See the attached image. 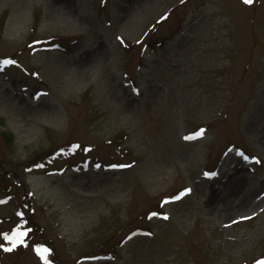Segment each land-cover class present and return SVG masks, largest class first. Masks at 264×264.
I'll use <instances>...</instances> for the list:
<instances>
[{
    "label": "rangeland",
    "instance_id": "374dc122",
    "mask_svg": "<svg viewBox=\"0 0 264 264\" xmlns=\"http://www.w3.org/2000/svg\"><path fill=\"white\" fill-rule=\"evenodd\" d=\"M39 246L264 260V0H0V264Z\"/></svg>",
    "mask_w": 264,
    "mask_h": 264
},
{
    "label": "snow or ice",
    "instance_id": "6c2138e0",
    "mask_svg": "<svg viewBox=\"0 0 264 264\" xmlns=\"http://www.w3.org/2000/svg\"><path fill=\"white\" fill-rule=\"evenodd\" d=\"M244 2L247 3V4H251V3H253V0H244ZM4 63L5 64L14 63V61L5 60ZM202 134H203V132L201 131V135ZM206 175H209V174L206 173ZM186 191H190V189L186 190ZM153 215H156V213H153ZM25 235H26L25 232H19V231L18 232H14L11 235L4 234L5 240L9 241L10 244H11V246L5 248V250L6 251H11L12 249H14L17 246V244L23 243L24 242L23 237ZM36 251L41 255L42 259H44L45 264H51V261L48 259V256H47V254L51 251L50 249H48L46 247H43V246H39V247L36 248ZM257 264H264V260L257 261Z\"/></svg>",
    "mask_w": 264,
    "mask_h": 264
},
{
    "label": "trees",
    "instance_id": "16d2710c",
    "mask_svg": "<svg viewBox=\"0 0 264 264\" xmlns=\"http://www.w3.org/2000/svg\"><path fill=\"white\" fill-rule=\"evenodd\" d=\"M70 45H73V43L66 44V42H63V43L61 42V43H58L56 46L57 48L63 50V49H68Z\"/></svg>",
    "mask_w": 264,
    "mask_h": 264
}]
</instances>
